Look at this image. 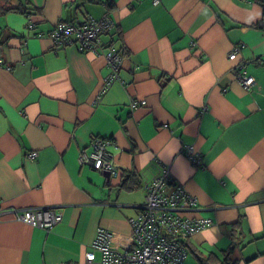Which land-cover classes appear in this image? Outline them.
I'll return each instance as SVG.
<instances>
[{
	"label": "crops",
	"instance_id": "obj_1",
	"mask_svg": "<svg viewBox=\"0 0 264 264\" xmlns=\"http://www.w3.org/2000/svg\"><path fill=\"white\" fill-rule=\"evenodd\" d=\"M19 1L22 10L0 12L8 36L0 44V264H85L99 228L124 248L142 185L162 163L168 181L197 198L189 214L213 221L190 237L182 264L224 250L231 264H264V28L252 26L259 2ZM105 13L114 25L102 39L124 50L107 88L102 51L49 36L59 21ZM242 60L249 89L233 71ZM131 97L146 102L131 107ZM93 136L108 140L114 175L79 160ZM130 173L134 187L121 189ZM29 206H55L61 220L41 227L15 218Z\"/></svg>",
	"mask_w": 264,
	"mask_h": 264
},
{
	"label": "built area",
	"instance_id": "obj_2",
	"mask_svg": "<svg viewBox=\"0 0 264 264\" xmlns=\"http://www.w3.org/2000/svg\"><path fill=\"white\" fill-rule=\"evenodd\" d=\"M158 1L152 0L153 3ZM113 25L114 21L108 13L101 17L89 15L76 24L57 22L50 30L49 36L55 45L75 41L79 44L80 50L102 51L110 67V73L103 87L107 88L114 79H119L118 72L123 59L122 51L115 48L116 46L109 45L107 50L101 47L102 32L109 31ZM238 51V46L231 49L228 57H234ZM244 68L245 61L242 60L235 65L233 71L237 82L243 88L249 89L253 84V78L245 73ZM145 102V99L131 97L129 104L131 107H136ZM107 143V139L93 136L90 150H81L79 160L93 168L106 169L114 175L116 166L106 153ZM191 147V145L185 146L186 149ZM194 154H192L193 160ZM28 155L34 159L36 153L31 152ZM169 175L170 164L162 163L158 172L143 183L144 200L139 205V212L128 218L131 232L126 246L122 249L114 248L111 244V231L99 228L90 244V249L85 253V264H182L185 256L184 238L194 235L198 230L211 225L213 221L209 216L189 214L199 207L197 198L189 194L180 182H169ZM1 212L3 210L0 208ZM61 216L60 209L55 206H29L15 209V218L41 227L59 222ZM96 254H99L98 259Z\"/></svg>",
	"mask_w": 264,
	"mask_h": 264
},
{
	"label": "trees",
	"instance_id": "obj_3",
	"mask_svg": "<svg viewBox=\"0 0 264 264\" xmlns=\"http://www.w3.org/2000/svg\"><path fill=\"white\" fill-rule=\"evenodd\" d=\"M261 6L262 9V14L261 17L259 19H257L254 23H252V26L257 27V28H264V0H257ZM24 4L22 2H20L18 0V2L13 3L10 0H1L0 1V12H5V11H18V10H22L23 9ZM25 11V10H24ZM6 36V38H4ZM8 36L6 34V29L4 28H0V44H4L3 40H7ZM113 41V39H111ZM109 43H107L106 41H104V39H102L101 37V47L102 48H109ZM118 49H120L122 51V54H124V50L122 48V45L120 47H117ZM133 175V173L130 174H126L124 180L121 183V189H126V190H132V188L134 187V185L132 184L133 181L136 180V176L133 175V178L130 179V181H128V179ZM136 184V182H135ZM143 186V185H142ZM144 190V188H143ZM145 192V190H144ZM139 212V209H138ZM195 216L194 214H191ZM193 236V235H192ZM186 237L184 238L183 242H184V248H185V256L183 257V261L186 258L187 254H188V240L190 239V237ZM198 261L199 264H231L232 261L231 259L228 257V252L226 250L222 251L221 254H211V256L209 257H203L198 255ZM183 263V262H182Z\"/></svg>",
	"mask_w": 264,
	"mask_h": 264
},
{
	"label": "rangeland",
	"instance_id": "obj_4",
	"mask_svg": "<svg viewBox=\"0 0 264 264\" xmlns=\"http://www.w3.org/2000/svg\"><path fill=\"white\" fill-rule=\"evenodd\" d=\"M0 1H1V0H0ZM49 34H50V31H49ZM81 163H82V162H81ZM84 164H87V163H84ZM87 165H89V164H87ZM89 166H91V165H89ZM139 190H140V189H137V190H135L134 192H130V193L128 194V198H130L132 195L135 196V197H138V195L141 194ZM143 200H144V195H143ZM143 200H142V201H143ZM112 244L114 245V247H121V246L123 245V244H117L116 241H112ZM204 264H206V263H204Z\"/></svg>",
	"mask_w": 264,
	"mask_h": 264
},
{
	"label": "bare ground",
	"instance_id": "obj_5",
	"mask_svg": "<svg viewBox=\"0 0 264 264\" xmlns=\"http://www.w3.org/2000/svg\"><path fill=\"white\" fill-rule=\"evenodd\" d=\"M102 33L105 35L106 33H108V30L103 31ZM110 39H111V36H110ZM2 65H3V62L0 61V66H2Z\"/></svg>",
	"mask_w": 264,
	"mask_h": 264
},
{
	"label": "clouds",
	"instance_id": "obj_6",
	"mask_svg": "<svg viewBox=\"0 0 264 264\" xmlns=\"http://www.w3.org/2000/svg\"><path fill=\"white\" fill-rule=\"evenodd\" d=\"M206 238H208V239H214V236L208 234V235L206 236Z\"/></svg>",
	"mask_w": 264,
	"mask_h": 264
}]
</instances>
